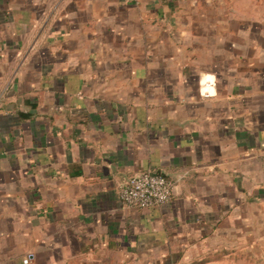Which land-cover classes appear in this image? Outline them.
Here are the masks:
<instances>
[{"label": "crops", "instance_id": "obj_1", "mask_svg": "<svg viewBox=\"0 0 264 264\" xmlns=\"http://www.w3.org/2000/svg\"><path fill=\"white\" fill-rule=\"evenodd\" d=\"M219 4L0 0V264H192L261 216L264 0ZM147 169L172 198L128 207Z\"/></svg>", "mask_w": 264, "mask_h": 264}, {"label": "rangeland", "instance_id": "obj_2", "mask_svg": "<svg viewBox=\"0 0 264 264\" xmlns=\"http://www.w3.org/2000/svg\"><path fill=\"white\" fill-rule=\"evenodd\" d=\"M213 16L220 15V4L224 3L227 16L236 15L234 1L212 0ZM204 12V10H201ZM208 12V9H207ZM228 230L212 234L207 244L199 250H192L188 256L212 258L209 264H264V212L260 217H232L222 222ZM255 229V231H254Z\"/></svg>", "mask_w": 264, "mask_h": 264}, {"label": "built area", "instance_id": "obj_3", "mask_svg": "<svg viewBox=\"0 0 264 264\" xmlns=\"http://www.w3.org/2000/svg\"><path fill=\"white\" fill-rule=\"evenodd\" d=\"M172 182L163 174L147 169L131 176L121 188L119 196L128 207L148 209L168 203L172 198ZM31 256L24 262L28 264Z\"/></svg>", "mask_w": 264, "mask_h": 264}, {"label": "trees", "instance_id": "obj_4", "mask_svg": "<svg viewBox=\"0 0 264 264\" xmlns=\"http://www.w3.org/2000/svg\"><path fill=\"white\" fill-rule=\"evenodd\" d=\"M212 258H205V259H201L198 261L193 262L192 264H202V263H206L208 261H210Z\"/></svg>", "mask_w": 264, "mask_h": 264}]
</instances>
